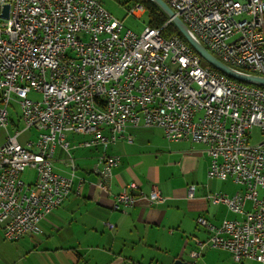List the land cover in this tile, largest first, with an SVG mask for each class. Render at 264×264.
<instances>
[{
    "label": "built area",
    "instance_id": "1",
    "mask_svg": "<svg viewBox=\"0 0 264 264\" xmlns=\"http://www.w3.org/2000/svg\"><path fill=\"white\" fill-rule=\"evenodd\" d=\"M164 1L215 57L264 79V0ZM0 4L9 6L8 18L0 19V128L15 124L10 107L18 103V124L38 132L36 143L23 146L17 130L0 145V226L7 240L41 234V221L72 194L77 166L67 133L88 136L79 147L106 150L121 139L132 141L129 127L160 128L169 141L205 145L210 178H230L244 187L234 196L207 194L241 219L216 226L199 217L209 234L200 247L227 250L236 264L264 263V137L250 143L255 127L264 136V85L204 67L179 36L165 38L150 27L142 34L125 31L99 0ZM32 92L42 98H30ZM58 148L66 154L69 175L55 170ZM100 162L99 186L110 193L120 158L104 155ZM28 168L36 171L30 184L23 180ZM195 193L190 186L188 198ZM138 198L165 201L158 187L145 194L132 183L115 196L113 208L125 211Z\"/></svg>",
    "mask_w": 264,
    "mask_h": 264
},
{
    "label": "crops",
    "instance_id": "2",
    "mask_svg": "<svg viewBox=\"0 0 264 264\" xmlns=\"http://www.w3.org/2000/svg\"><path fill=\"white\" fill-rule=\"evenodd\" d=\"M159 129L129 127L126 135L132 141L121 139L106 150L79 147L88 136L72 134L71 152L77 166L72 194L41 221L42 235L8 242L0 226V264H174L178 259L193 264L190 259L203 257L209 246L202 249L199 242H206L209 234L197 219L204 217L216 226L241 219L227 205L210 202L207 194L234 196L244 190L226 192L219 179L207 181L211 158L206 146L191 140L158 143ZM104 155L120 158L112 170L110 193L99 186L104 167L100 157ZM54 167L63 175L71 172L61 148L56 151ZM132 183L145 194L158 187L165 201L149 204L138 198L127 210H114L115 196ZM192 185L196 193L188 198ZM193 252L199 255L193 257ZM210 262L224 264V260Z\"/></svg>",
    "mask_w": 264,
    "mask_h": 264
},
{
    "label": "rangeland",
    "instance_id": "3",
    "mask_svg": "<svg viewBox=\"0 0 264 264\" xmlns=\"http://www.w3.org/2000/svg\"><path fill=\"white\" fill-rule=\"evenodd\" d=\"M99 1L115 19L122 22L125 31L129 29V30L135 32L136 34H142V32L148 27V20H147V15L145 14V11L143 14H140L138 12L140 10H138L137 6L134 5L131 1L130 2H129V0H119V1H117V0H99ZM240 1H242V0H240ZM133 10H135V11L133 12ZM1 22L2 21L0 20V23ZM30 98L41 99L42 96L40 94H36V93L32 92L30 94ZM13 106H14V108L10 107V110L13 114L15 124L13 122H10V126H8L7 128H0V145H3L6 142L7 137L9 135H12V136L15 135L17 130L21 131V134L19 136V141L23 146H26L29 142L36 143L38 141L37 130L36 129H25V125L21 122H19V124H18L19 115H17L16 112L21 114L20 105L18 103H13ZM17 125H18V127H17ZM159 130H161V129H159ZM156 131H158V130H156ZM160 132H161L162 136L160 133H158V137H157L156 141L158 143H162L163 141H165V144H168L170 141L165 137L163 130H161ZM72 137H73V135L71 133H67V140L68 141L72 142L73 141ZM263 137L264 136H263L260 128L255 127L252 130V137L250 139V143L252 145L257 144L263 139ZM78 139L81 140L82 138L78 137ZM35 178H36V171L31 169V168H28L23 174V180L28 184L33 182L35 180ZM208 178L210 180L212 179L208 175L207 181L209 180ZM212 180H214V179H212ZM215 180H218V179H215ZM218 182L221 185H223L224 188L226 187V190H225L226 192H231L232 190L238 191L241 188H242L241 191L244 190L243 186H239L236 183H234L232 180H229V179L228 180H220L219 179ZM201 185L203 186V184H201ZM204 186H206V185H204ZM247 209H249V210L251 209V203L250 202L247 205ZM195 231H196L197 235H199L201 232L197 228ZM57 233H59V232H57ZM28 236H32V235H28ZM63 236H64V234L60 235V237H63ZM26 238H30V237H26ZM26 238H24L22 241H24ZM8 242H9V240H8ZM203 253H204L203 257H200L198 260H191L190 259V261L193 264H211L210 261H213V260H216V261H223L224 260V264H236L235 262L234 263L232 262L234 260L232 259V256L230 253H228V251L226 252L225 250L223 251L222 249L218 250V248L216 249L214 247H206V249L203 251ZM227 257L231 258V260H229V259L225 260V258H227ZM246 264H262V263L250 261L249 263H246Z\"/></svg>",
    "mask_w": 264,
    "mask_h": 264
},
{
    "label": "water",
    "instance_id": "4",
    "mask_svg": "<svg viewBox=\"0 0 264 264\" xmlns=\"http://www.w3.org/2000/svg\"><path fill=\"white\" fill-rule=\"evenodd\" d=\"M157 6H159L165 14L168 16L171 23H173L181 35L187 40L189 45L193 48V50L206 62L212 65L215 69L220 71L221 73L229 76L232 79L238 80L244 83L258 84L264 85V79L249 76L246 74H242L226 64H224L221 60L215 57L211 52H209L203 45H201L189 32L187 26L183 23V21L175 14V12L168 6V4L164 0H151ZM9 15V6L5 5L1 7L0 4V19H6ZM174 264H190L185 262L182 259H178L174 262Z\"/></svg>",
    "mask_w": 264,
    "mask_h": 264
},
{
    "label": "trees",
    "instance_id": "5",
    "mask_svg": "<svg viewBox=\"0 0 264 264\" xmlns=\"http://www.w3.org/2000/svg\"><path fill=\"white\" fill-rule=\"evenodd\" d=\"M130 1L134 5L136 6L140 5L144 8L145 14L147 15L148 27L153 28V29H160L162 36L165 38L179 36L184 41L187 42V40L181 35V33L178 31V29L173 23L167 24L169 22L168 16L154 2H152L151 0H129V2ZM202 64L206 68H210L212 70L218 71L217 69H215L212 65H210L208 62H206L203 59H202Z\"/></svg>",
    "mask_w": 264,
    "mask_h": 264
}]
</instances>
